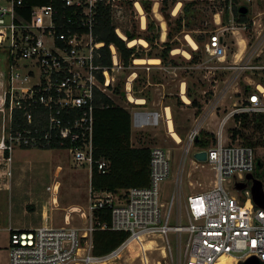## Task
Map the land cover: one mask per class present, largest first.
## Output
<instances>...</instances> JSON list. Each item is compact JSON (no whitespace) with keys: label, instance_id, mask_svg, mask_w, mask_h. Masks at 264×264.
<instances>
[{"label":"built area","instance_id":"obj_1","mask_svg":"<svg viewBox=\"0 0 264 264\" xmlns=\"http://www.w3.org/2000/svg\"><path fill=\"white\" fill-rule=\"evenodd\" d=\"M122 3V0H49L31 4L22 12L19 8L24 6L23 0H0V49L7 52L5 68L0 69V189L10 188L15 146L49 147L67 142L71 158L84 164L89 176L93 162L98 171L107 169L106 158L92 157L93 111L97 104L103 105L100 94L110 97L107 90L114 79L113 70L121 62L112 42L107 44L111 63L101 62L104 41L96 38V25L104 7L112 12ZM154 3L158 7L160 0H152V8ZM179 4L180 0H176L174 8H179ZM219 4L220 8L213 12L215 23L223 20L225 7L232 12L234 0H221ZM131 5L143 14L140 0H131ZM223 29L208 36L204 48L210 56L224 55ZM224 67L232 69L230 75L211 94L212 101L198 111L182 145V162L191 148L193 153L205 150L204 160L193 156L192 170L207 167L212 178L205 183L189 179V186L196 184L199 188L182 194L181 163L175 190L167 194L164 202L160 201L158 181L169 173V156L162 146L150 145L148 182L116 191L94 190L85 207L69 206L63 221L67 224L70 213L75 211L81 226L43 223L9 227V264H114L128 257L139 264H149L148 255L155 249L159 250V257H152L154 264H169L174 256L175 264H239L249 256L264 261V208L252 202L249 182L243 189L234 188V182L244 181L245 173L254 168V146L231 141L226 132L228 126L224 129L229 119L236 121L234 114L264 113V64L253 62L248 53ZM246 69L261 71L262 80L253 84L243 100L234 102L221 114L212 132L213 141L206 146L195 145L202 122L211 111L216 112L217 100L230 86L238 84V73ZM178 94L181 98L188 97L183 82ZM129 113L135 128L156 124L159 117L167 132L169 125H173L166 105L162 114L133 106ZM236 126L234 122L233 127ZM180 140L179 135L178 140L174 139L176 143ZM58 186V179L45 186L52 200L57 196ZM262 187L264 191L263 183ZM103 207L109 209V222L101 221L95 214V210ZM96 227L125 231L126 236L107 252L96 254L93 252Z\"/></svg>","mask_w":264,"mask_h":264},{"label":"rangeland","instance_id":"obj_2","mask_svg":"<svg viewBox=\"0 0 264 264\" xmlns=\"http://www.w3.org/2000/svg\"><path fill=\"white\" fill-rule=\"evenodd\" d=\"M187 1L190 0H180L179 8L177 6L174 8V5L170 6L168 9L170 14L169 24L159 10L160 3L158 7H156V3H154L153 8L151 5L148 17L146 12L143 11V25L141 20L142 13L139 14L132 6L128 7L122 3L119 8L111 12L112 23L116 25L115 31L122 37H125L122 32L125 28L141 35H155L151 44L144 38L145 45L139 42L133 43L136 45V49L145 55L140 56L142 58H147L146 52L159 53L161 41L167 39V30L170 29L171 31L173 44L165 59L161 60L160 57L155 56L158 58L157 62H148L145 59L143 61H135L134 58L136 57H134L130 64L116 66L113 70L114 79L107 90L115 102L126 106L128 109L133 106L135 108L151 109L162 114L163 106L169 107L173 128L181 138L178 143L170 136L171 134H168L161 117H159L158 123L146 125L137 131L145 144L160 145L169 156V173L165 178L158 181L159 200L163 202L167 199V194L176 188L175 177L181 163L182 194L197 191L199 188L196 184L193 187L189 186V179H199L202 183H205L212 178V171L207 167L192 170L193 148L187 152L182 162V145L188 129L194 123L195 117L198 116L197 114L202 111L205 104L212 101L214 93L230 75L232 69L224 66L248 53H250L253 62L264 64V0H234L236 7L241 4L247 6L244 20L237 21L232 12H228L227 16L221 20V23L213 21V12L216 8H220L219 1L221 0H194L195 2L191 5V11L184 13L182 5L183 2ZM154 6L156 7L155 10ZM179 13H181L185 22L186 20L189 21L188 25L183 26L180 31H176L173 26L174 17ZM222 15L224 16V13ZM149 21H151V27H147V22ZM201 27H205L206 30ZM222 27H225L223 29L224 55L221 57L210 56L205 51V43L211 32H220ZM163 32L164 36L161 39L160 36ZM193 33L203 36L200 45L194 40V47L188 44L185 39V35L192 37ZM234 52H237V54L235 55ZM191 53L196 55V61L193 63L189 62ZM6 56V50L0 49V69L5 68ZM262 74L257 69L254 71L246 69L238 73V84L230 86L227 92L217 100L215 108L217 115H207L202 122V129H215L221 114L231 108L234 102L243 100L249 93V91H244V85H250L251 89H253V84L262 80ZM128 77H131L129 80L130 93L126 95L124 84ZM121 82H123L122 85H120ZM180 82L185 84L188 95H192L200 101L199 112H196V107L190 103V97L187 101L189 103H185L179 96ZM132 84L137 87L136 93L146 95V99L142 97L143 101L141 103L143 104H137V102L129 99L130 95L134 97ZM115 85H119L118 92L113 90ZM208 90L212 92V96H207ZM122 92L123 95L121 94ZM234 122L237 125L236 127H238L237 121L229 119L224 129L228 126L226 132L231 141L243 142L244 138H242L240 133L235 135L234 138L230 135ZM241 131L257 139V143L254 145L255 155L262 162L260 165H254L252 173L262 181L264 186L263 133L258 130H252L250 127L241 128ZM211 140L209 138V142ZM12 158L13 177L10 188L0 189V264H9L7 251L9 226L26 225L29 222H35L36 218L52 225L66 224L63 218L69 206L80 205L85 207L89 196L95 194L89 185L87 167L84 164L75 162L66 148H20L15 146L12 151ZM188 171H191L190 174H187ZM54 179L59 180V186L57 196L52 200L45 186ZM171 213H173V210ZM66 225H82L78 212L72 211L70 213L69 221ZM171 235L169 233L170 238ZM170 241L173 244V241ZM157 243L160 245L161 241L157 239ZM129 253L133 254L134 252ZM123 256L126 255L124 254ZM148 256L149 264H154L152 257L155 259L159 257V250H152ZM175 263L176 257L174 256V259L169 264ZM107 264H113V262H108ZM114 264H139V262L128 257L125 259L120 258Z\"/></svg>","mask_w":264,"mask_h":264},{"label":"trees","instance_id":"obj_3","mask_svg":"<svg viewBox=\"0 0 264 264\" xmlns=\"http://www.w3.org/2000/svg\"><path fill=\"white\" fill-rule=\"evenodd\" d=\"M49 0H23L24 6L19 8L22 12L27 11V7L35 3H45ZM144 11L148 17L151 10L152 0H140ZM176 0H160L159 10L169 24L170 14L168 9ZM124 4L131 7V0H122ZM194 0L183 2L182 10L188 13L191 9V5ZM232 15L236 17L237 21L244 20V13H238L235 3L232 5ZM100 13L98 23L96 25V38L104 41L102 47V57L100 58L103 64H110L109 49L107 44L112 42L117 50L121 64L128 65L131 63L132 58L145 56L136 49V45H128L126 39L131 40L142 37L149 44L153 42L155 35L149 36L148 34H138L133 30L125 28L122 30L125 38H122L115 31V24L112 23L111 12L109 8L104 7ZM191 11V10H190ZM225 18L227 16V8L223 10ZM188 21H184L183 16L179 13L174 17V29L180 31L183 26L188 25ZM151 21L147 22V27H151ZM204 26V25H203ZM206 30L205 27H201ZM157 35V34H156ZM167 39L161 41V49L159 53L153 54L146 52L147 57L158 56L161 60L165 59L169 50L172 47L173 40H171L170 29L166 32ZM193 39L198 45L201 44L203 36L200 34H192ZM196 55L191 53L189 62L196 61ZM123 82L120 83L122 85ZM119 85L113 87L114 92H118ZM133 95L137 97H145L146 95L137 92L136 85L132 84ZM251 90L250 85H244V91ZM123 95V92L121 93ZM207 96H211L212 92L207 91ZM188 95V94H187ZM190 97V103L196 107V112L199 111L201 103L192 96ZM100 100L103 105L97 104L93 111V123H92V157L97 159L104 157L108 160L107 169L104 172H100L96 169V164L93 162L91 172L89 176V185L93 190L107 189L116 191L119 188H124L132 184L143 185L148 182V159H149V146L146 144L132 145L130 141L131 135V117L129 109L123 105L117 103L105 94H100ZM234 119L238 122V127L231 128V136L241 134L244 138L243 142L254 146L257 143V139L251 137L249 134L243 133L241 128L250 127L252 130H258L263 133L262 142L264 143V113H247L241 112L234 114ZM209 138H214L211 131L201 129L200 135L194 140L195 145L206 146L209 142ZM67 142L63 145L57 143L51 144L48 148H66ZM258 160V163H257ZM261 160L256 158L255 164H261ZM95 214L101 221L109 222V209L107 207L98 208L95 210ZM126 236L125 231L100 229L96 227L93 230V252L96 254H103L113 248Z\"/></svg>","mask_w":264,"mask_h":264},{"label":"water","instance_id":"obj_4","mask_svg":"<svg viewBox=\"0 0 264 264\" xmlns=\"http://www.w3.org/2000/svg\"><path fill=\"white\" fill-rule=\"evenodd\" d=\"M237 11L238 13H246L247 6L245 4H241L237 7ZM193 156L198 160H204L206 158L205 150L195 151L193 153ZM248 182L252 202L256 206L264 208V191L262 187V181L259 178L255 177L252 172L245 173L244 181H235L234 188L236 190L243 189L247 186ZM239 264H264V261H260L256 256H249Z\"/></svg>","mask_w":264,"mask_h":264},{"label":"bare ground","instance_id":"obj_5","mask_svg":"<svg viewBox=\"0 0 264 264\" xmlns=\"http://www.w3.org/2000/svg\"><path fill=\"white\" fill-rule=\"evenodd\" d=\"M155 5V4H154ZM155 6H154V10H155ZM173 11V10H172ZM173 13H174V11H173ZM157 14V13H156ZM141 20H142V25H143V21H144V16H143V14H141ZM162 26H164V25H162ZM119 34V33H118ZM120 35V34H119ZM121 36V35H120ZM163 36H164V32L162 33V35L160 36L161 37V39L163 38ZM122 37V36H121ZM185 39H186V41H187V43L188 44H190L191 46H195V41H194V39L191 37V36H189V35H185ZM126 41H128V44L129 45H132L134 42H139V43H142V44H146V42H145V40L142 38V37H139V38H134V39H131V40H128V39H126ZM135 59V61H143L144 59L145 60H147L148 62H157L158 61V58L157 57H145V58H142V57H136V58H134ZM133 59V60H134ZM131 79V77H128V79H127V81H128V83L126 84V90H128L127 91V94L126 95H128V93H130L129 91H130V83H129V80ZM182 91V90H181ZM128 97V96H127ZM129 99L130 100H133L134 102H136V101H141L140 100V98H137V97H133L132 95H130L129 96ZM182 99L183 100H185V101H188V99H187V97L185 96V95H183L182 96ZM168 130L170 131V132H168V134L173 138V139H176V140H178V135L176 134V132H175V130H174V128H173V125H169V128H168ZM55 203V202H54ZM226 260L227 259H231L230 257H226L225 258Z\"/></svg>","mask_w":264,"mask_h":264},{"label":"crops","instance_id":"obj_6","mask_svg":"<svg viewBox=\"0 0 264 264\" xmlns=\"http://www.w3.org/2000/svg\"><path fill=\"white\" fill-rule=\"evenodd\" d=\"M135 97V96H134ZM137 98H140V100L141 101H136L137 102V104H143V103H141L142 101H143V98L142 97H137ZM188 99V98H187ZM122 105V104H121ZM124 106V105H123ZM124 107H126V106H124ZM143 107V106H142ZM127 108V107H126ZM128 109V108H127ZM151 110V109H150ZM209 115H213V116H216L217 115V113L216 112H214V111H211V113H209ZM208 115V116H209ZM142 128H135V127H133L132 125H131V135H130V141H131V144L132 145H142V144H145L144 142H143V138H141L140 137V135L138 134L139 132H137V131H139V130H141ZM134 131H135V133H134ZM209 131H211V132H214L215 131V129H209ZM137 132V133H136ZM147 145V144H146ZM148 146H150V145H148ZM43 223H46V222H44L43 220H41V219H39V218H36V220H35V222H29L28 224H26V225H18V226H9V227H12V228H24V227H33V226H37V225H40V224H43ZM47 224H50L49 222L47 223Z\"/></svg>","mask_w":264,"mask_h":264}]
</instances>
